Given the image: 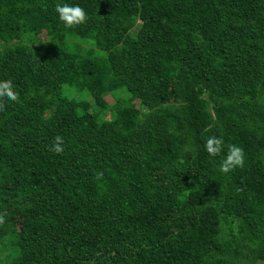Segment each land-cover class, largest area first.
Returning <instances> with one entry per match:
<instances>
[{
	"label": "trees",
	"instance_id": "1",
	"mask_svg": "<svg viewBox=\"0 0 264 264\" xmlns=\"http://www.w3.org/2000/svg\"><path fill=\"white\" fill-rule=\"evenodd\" d=\"M0 80V264L264 261V0H0Z\"/></svg>",
	"mask_w": 264,
	"mask_h": 264
},
{
	"label": "clouds",
	"instance_id": "2",
	"mask_svg": "<svg viewBox=\"0 0 264 264\" xmlns=\"http://www.w3.org/2000/svg\"><path fill=\"white\" fill-rule=\"evenodd\" d=\"M55 11L59 21L63 22L67 28L82 24L88 16L86 9L78 3L57 2ZM18 96L19 93L15 91L13 81L0 80V110H2L5 102L17 101ZM55 140L56 143L49 146L50 150L56 153L63 152V138L58 135ZM204 149L210 157L221 156L219 171L225 174L238 167H243L246 161L243 147L235 143L226 145L222 136H208L204 143ZM3 220V215H0V222Z\"/></svg>",
	"mask_w": 264,
	"mask_h": 264
},
{
	"label": "rangeland",
	"instance_id": "3",
	"mask_svg": "<svg viewBox=\"0 0 264 264\" xmlns=\"http://www.w3.org/2000/svg\"><path fill=\"white\" fill-rule=\"evenodd\" d=\"M105 99H106V101H107L108 103H113V101H114L113 96H112V95H109V94L105 96ZM134 104H135L136 106H138V100H134ZM110 115H111L110 111H109V110L106 111L105 117L108 118V117H110ZM256 264H264V261H259V262H257Z\"/></svg>",
	"mask_w": 264,
	"mask_h": 264
}]
</instances>
